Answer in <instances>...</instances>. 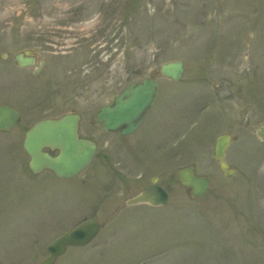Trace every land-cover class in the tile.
I'll list each match as a JSON object with an SVG mask.
<instances>
[{
  "label": "rangeland",
  "instance_id": "rangeland-1",
  "mask_svg": "<svg viewBox=\"0 0 264 264\" xmlns=\"http://www.w3.org/2000/svg\"><path fill=\"white\" fill-rule=\"evenodd\" d=\"M29 48L45 61L38 72L16 62ZM179 59L173 82L159 68ZM150 76L159 98L126 142L97 134V158L76 178L30 170L23 141L37 120L72 109L89 123ZM0 103L20 109L0 133V264H40L89 217L98 236L54 264H264V0H0ZM223 132L238 137L231 177L214 158ZM188 164L210 177L199 198L176 176ZM153 176L168 204L126 205Z\"/></svg>",
  "mask_w": 264,
  "mask_h": 264
},
{
  "label": "water",
  "instance_id": "water-1",
  "mask_svg": "<svg viewBox=\"0 0 264 264\" xmlns=\"http://www.w3.org/2000/svg\"><path fill=\"white\" fill-rule=\"evenodd\" d=\"M29 53V51H27ZM16 59L20 66L31 65L35 61L23 58V53L17 54ZM163 75L173 81H178L183 73L184 66L181 60L170 61L161 66ZM158 93V85L151 78L142 82H133L125 87L115 97L111 104L104 105L97 113V118L108 131H117L127 134L135 130L147 110L152 106ZM19 112L8 105H0V131H11L15 126ZM79 115L68 113L59 118H46L39 121L26 133L24 147L30 154V168L36 173L50 168L60 177H71L82 170L91 161L95 152V144L81 139L78 135ZM256 131L264 139V123ZM230 135L218 136L215 146V156L220 162V168L230 176V169L224 160ZM45 148L58 149L56 156L51 155ZM181 184L191 187L192 197L201 196L209 186V178L195 173L192 166L183 167L177 171ZM145 187L137 196L128 200V204L150 203L164 205L168 202V193L157 184ZM100 225L96 221L84 223L75 230L59 237L50 245V256L41 264H53L55 259L65 253L69 245H85L98 233Z\"/></svg>",
  "mask_w": 264,
  "mask_h": 264
},
{
  "label": "flooded vegetation",
  "instance_id": "flooded-vegetation-1",
  "mask_svg": "<svg viewBox=\"0 0 264 264\" xmlns=\"http://www.w3.org/2000/svg\"><path fill=\"white\" fill-rule=\"evenodd\" d=\"M39 59H41L40 58V56H39V58H37V63H36V65L38 64V61H39ZM40 64V63H39ZM82 116V115H81ZM87 122H85V120L84 121H82V124H81V136H83V137H85V138H87V139H90V140H93L95 143H96V145L98 146V148H99V143H98V140H97V134L98 135H102V136H104V134H105V137L107 138L108 137V135H106V131L98 124V122H95V120L94 119H89V123H87ZM107 133H113V132H107ZM115 133V132H114ZM117 135V134H116ZM109 138V137H108ZM124 141V140H123ZM111 143H114V144H117V143H119V141L117 140V141H114L113 139H112V141H110ZM124 142H126V141H124ZM128 143V142H127ZM108 145H109V143H108ZM128 148L126 147L125 148V152H127V153H129L130 155H131V153L133 152L132 151V148L130 147V145H132V143L131 142H129L128 143ZM53 153H54V151H53ZM115 155V154H114ZM97 158V148H96V152H95V159ZM104 161L105 162H107L108 161V159H104ZM96 178V177H95ZM147 184H149V183H147Z\"/></svg>",
  "mask_w": 264,
  "mask_h": 264
},
{
  "label": "bare ground",
  "instance_id": "bare-ground-1",
  "mask_svg": "<svg viewBox=\"0 0 264 264\" xmlns=\"http://www.w3.org/2000/svg\"><path fill=\"white\" fill-rule=\"evenodd\" d=\"M23 58H25V59H32V56H29V53L27 54H23ZM159 71L161 72V70L159 69ZM143 81V80H142ZM142 81H138V82H142ZM142 124V121L138 124V126L135 128V130H133V131H131V134H134L138 129H139V127H141L140 125ZM128 134H125L124 135V137H126ZM124 137H122V138H124ZM126 139V138H125ZM188 189H190L191 187H187ZM94 238V237H93ZM92 238V239H93ZM90 243H87V244H85V245H80L79 247H85V246H87V245H89Z\"/></svg>",
  "mask_w": 264,
  "mask_h": 264
}]
</instances>
